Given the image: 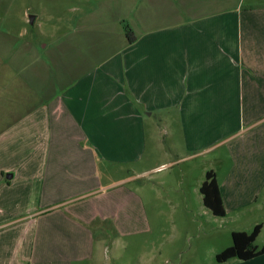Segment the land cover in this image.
<instances>
[{
    "label": "crops",
    "instance_id": "crops-1",
    "mask_svg": "<svg viewBox=\"0 0 264 264\" xmlns=\"http://www.w3.org/2000/svg\"><path fill=\"white\" fill-rule=\"evenodd\" d=\"M108 1L110 22L99 40L105 48L67 40L64 54L53 48L41 57L27 44L17 92L8 89V73L0 78V198L12 207L0 205L2 227L25 233L34 225L26 217L38 213L35 243L42 237L40 246L0 249L1 264L87 259L91 231L102 236L90 224L136 200L120 188L123 180L107 186L99 169L135 167L154 138H147L154 116L170 125L168 112H176L177 164L195 168L202 160L204 179L211 172L216 180L222 218L264 212V7L224 0L205 16L189 11L185 22L176 10L166 24L140 19L128 25L136 39L129 44L122 25L137 5ZM73 46L81 61L68 51ZM10 92L17 104L7 100ZM18 248L20 262L11 258Z\"/></svg>",
    "mask_w": 264,
    "mask_h": 264
},
{
    "label": "rangeland",
    "instance_id": "rangeland-1",
    "mask_svg": "<svg viewBox=\"0 0 264 264\" xmlns=\"http://www.w3.org/2000/svg\"><path fill=\"white\" fill-rule=\"evenodd\" d=\"M234 1H239L245 8L264 7V0ZM129 2L135 3L137 7L129 11L128 21L122 26L130 23L138 26L140 19L148 21L152 18L157 23L161 21L166 24L176 18L173 15L175 10L179 21L185 22L193 17L194 13H189L193 9H202L204 12L200 14L205 16L225 5L224 0ZM181 2L185 5H181ZM108 5V0H0V78L6 77L8 73V89L17 92L18 72L21 69L18 59L26 55L27 44L31 52L37 47L38 56L41 57L53 52V48H62L64 54L67 40L73 43L88 40L97 45L95 49L105 48L99 40L105 36L103 25L110 22L107 17L110 16ZM30 17L33 18L32 25L29 24ZM43 46L52 49L44 53ZM68 51L80 54L81 48L73 46ZM27 56H30L29 52ZM77 59L81 61V54L77 55ZM10 95L7 100L17 104L18 94L10 92ZM10 95L5 94L7 97ZM168 113L171 116L170 125H165L155 116L152 126L148 125L151 128L148 129L147 138H154L147 144L145 158L135 167L118 166V169L113 170V165H106L99 169L106 177L104 181L107 186L123 180L120 188L135 195L136 200L130 204L125 201L120 203L114 218L93 221L90 227L93 229L98 226L102 236L95 230L91 231L92 243L86 261H72L71 264H239L242 262L237 259L217 263L215 256L231 246L232 232H251L253 218L263 223L254 244L257 248L263 246L264 212L257 211L245 217V212L241 211L239 214L230 213L226 218H217L204 208L202 196L198 192L200 182L204 180V163L199 160L195 168L189 164H177V152H172L174 147L179 150L180 144L176 122L172 121L173 113L176 112ZM19 114L22 115L23 111H19ZM10 116L9 121L16 120L17 115ZM0 205L12 208L4 204L2 197ZM38 216V213H32L26 217L33 220L34 225L25 233L20 229L9 234H6L5 226L2 227L4 218L0 216V249L8 247L12 253L17 247L26 246L29 242L40 246L42 237L36 243L34 241L36 220L40 219ZM74 241L81 243L78 237ZM5 257L6 254L0 250V264L6 260ZM11 258L20 262L19 248ZM245 264H264V255Z\"/></svg>",
    "mask_w": 264,
    "mask_h": 264
},
{
    "label": "trees",
    "instance_id": "trees-1",
    "mask_svg": "<svg viewBox=\"0 0 264 264\" xmlns=\"http://www.w3.org/2000/svg\"><path fill=\"white\" fill-rule=\"evenodd\" d=\"M123 32L129 44L135 42V36L128 25L123 26ZM199 193L202 196L203 206L209 210L214 217L222 218L225 216L219 189L214 175L211 172L206 173L205 179L199 189ZM260 231L261 226L256 225L249 233L232 232L231 246L215 256L216 262L225 263L231 259L247 262L264 255V244L261 248H257L254 244Z\"/></svg>",
    "mask_w": 264,
    "mask_h": 264
},
{
    "label": "water",
    "instance_id": "water-1",
    "mask_svg": "<svg viewBox=\"0 0 264 264\" xmlns=\"http://www.w3.org/2000/svg\"><path fill=\"white\" fill-rule=\"evenodd\" d=\"M29 24H30V25L33 24V18H32V17L29 18Z\"/></svg>",
    "mask_w": 264,
    "mask_h": 264
}]
</instances>
